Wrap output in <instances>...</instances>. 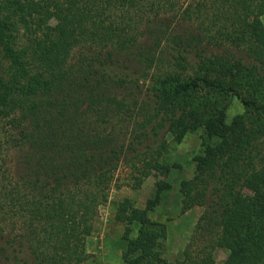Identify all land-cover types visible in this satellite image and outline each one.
<instances>
[{
  "label": "trees",
  "instance_id": "trees-1",
  "mask_svg": "<svg viewBox=\"0 0 264 264\" xmlns=\"http://www.w3.org/2000/svg\"><path fill=\"white\" fill-rule=\"evenodd\" d=\"M263 18L264 0H0V264H83L118 164L136 188L169 170L167 133L200 126L217 141L179 184L181 211L202 210L177 264L215 247L264 264ZM229 97L253 116L225 123ZM157 199L118 203L124 264H169Z\"/></svg>",
  "mask_w": 264,
  "mask_h": 264
},
{
  "label": "rangeland",
  "instance_id": "rangeland-1",
  "mask_svg": "<svg viewBox=\"0 0 264 264\" xmlns=\"http://www.w3.org/2000/svg\"><path fill=\"white\" fill-rule=\"evenodd\" d=\"M225 103V123H229L233 116L241 113L253 116L252 110L243 108L233 97L226 98ZM258 122L262 130L258 141L261 140L264 153V116L261 115ZM165 140L166 147L157 161L169 167L166 173L149 167L148 175L134 188L132 184L136 173L123 162L118 164L107 189L106 201L98 207L92 230L85 238V251L88 257L83 264H124L120 258L126 242L121 237L124 223L114 218L116 207L122 199L128 198L134 207L142 209L146 200L153 198L156 191L158 199L146 214L150 221L157 223L156 227L161 225L164 228L157 250L169 264H177L181 260L182 250L202 208L194 205L181 211L179 184L193 175L195 165L193 158L202 152L201 143L213 145L217 139L207 138L200 126L186 132L179 141H175L170 133L165 135ZM159 185L162 187L158 190ZM137 227L136 222L129 224L128 238L135 237ZM213 258L216 264L229 262L228 250L224 247H215Z\"/></svg>",
  "mask_w": 264,
  "mask_h": 264
}]
</instances>
